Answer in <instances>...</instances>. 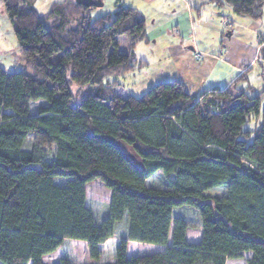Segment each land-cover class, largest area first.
<instances>
[{
  "label": "trees",
  "instance_id": "obj_1",
  "mask_svg": "<svg viewBox=\"0 0 264 264\" xmlns=\"http://www.w3.org/2000/svg\"><path fill=\"white\" fill-rule=\"evenodd\" d=\"M1 2L32 74L0 67V264H47L42 257L66 239L86 243L88 264H225L246 252L247 264H264V95L248 97L239 79L190 95L172 79L122 97L117 78L134 69V49L148 40L138 10L117 5L92 17L94 7L64 0L43 21L35 0ZM209 3L253 20L264 7ZM117 36L127 38V53ZM71 83L95 88L75 99ZM252 120L257 127L245 130ZM94 180L110 190L100 220L86 198ZM175 207L196 211L198 242L186 240L195 225ZM122 221L126 234L115 238ZM128 242L163 249L127 256Z\"/></svg>",
  "mask_w": 264,
  "mask_h": 264
},
{
  "label": "rangeland",
  "instance_id": "obj_2",
  "mask_svg": "<svg viewBox=\"0 0 264 264\" xmlns=\"http://www.w3.org/2000/svg\"><path fill=\"white\" fill-rule=\"evenodd\" d=\"M62 1L64 0H35L34 8L44 21L52 4ZM188 4L193 8H199L200 11L197 12L190 8L189 12V8L184 9ZM117 5L135 8L144 16L148 37L147 41L139 42L134 49L137 59L134 69L123 77L117 78V84L113 90L118 95L122 97L128 94L139 96L158 82L172 80L175 75L187 80L188 76L194 73L201 74V77L195 81L197 84L200 81H207L205 86L208 87L217 80L219 86L225 87L239 79L237 84L247 87L248 97L264 95V61L258 57L259 37L264 38V7L262 16L253 20L247 16L236 15L228 6L217 8L209 3V0H102V6L94 7L91 15L97 17L112 13ZM201 20L203 22H199ZM217 26L219 31L216 29ZM115 40L118 52L127 53L129 44L127 38L117 36ZM195 53L196 56L197 54L203 55V62L208 64L209 61H216L217 65L211 70H209L210 66L196 70L189 61H185L187 54L194 56ZM213 55L217 56V59L212 58ZM233 56L241 59L237 60ZM230 59L244 67V72L236 69L229 62ZM0 67L7 73L32 74L19 54L12 25L1 0ZM242 74L243 77H241ZM185 83L188 88L193 86L190 81ZM69 88L74 98L77 99L79 96L84 98L92 93L95 86L88 84L77 87L71 83ZM41 103L42 101L39 100L32 102L30 113L33 114L35 108ZM263 106L264 99L261 100V107ZM258 124L259 121L255 123L252 120L245 124L244 129L253 130ZM66 181L67 178L64 177L54 179L58 185L65 184ZM223 189H213L208 193L219 194ZM85 191L88 206L100 220L108 212L110 190L99 180H94L85 185ZM173 214L183 216L195 225L194 228H188L185 238L190 243L198 242L201 229L196 227L199 221L196 211L187 207H175ZM125 234L126 224L124 221L119 222L115 228L114 237H122ZM156 247L158 245L130 242L126 253L127 256L150 254L154 253ZM57 249L56 257L53 258L59 259L62 254L58 252L62 249V253L69 256L73 264L90 262L84 241L66 239V243L62 242V246ZM251 255V252H246L242 258L227 259L225 264H247V258ZM57 260L54 263L53 261L45 262L56 264Z\"/></svg>",
  "mask_w": 264,
  "mask_h": 264
},
{
  "label": "crops",
  "instance_id": "obj_3",
  "mask_svg": "<svg viewBox=\"0 0 264 264\" xmlns=\"http://www.w3.org/2000/svg\"><path fill=\"white\" fill-rule=\"evenodd\" d=\"M189 8V12H190V8H193L190 4H188L187 5V7H185L184 9H188ZM193 9H195L197 12H199L200 10H199V8H193ZM228 21V20H227ZM199 22H203L202 20L201 21H199ZM227 23V22H226ZM216 29L219 31V27L217 26L216 27ZM148 38V37H147ZM191 50H194V48H190ZM185 61L187 62V61H189V63H191L192 64V66H194L195 68H196V70H201V69H204V68H207V67H209L210 66V68H209V70H211L213 67H215L216 65H217V62L216 61H214V62H211V61H209L208 62V64L207 63H205V62H203L202 60H203V58L204 57H200V58H198L197 56H196V53L194 54V56H191L190 54H187L186 56H185ZM212 58H214V59H217V56H215V55H213L212 56ZM233 58H236L237 60H240L241 58H239L238 56L237 57H235V56H233ZM230 63H232L233 64V66L236 68V69H238L240 72H242L243 70H244V67H242L241 65H238L239 63L237 62V61H234L233 59H230V61H229ZM211 63H213V65H211ZM242 64V63H241ZM241 66V67H240ZM244 66V65H243ZM231 69H233V68H231ZM244 72V71H243ZM175 75V74H174ZM201 77V74H191V75H189L188 76V79L186 80V79H182L183 77H179V76H177V75H175L174 77H172L173 79H178V80H180V81H182L183 82V84L185 85V88L187 89V91L189 92V94L190 95H200V94H202V93H205L207 90H209V89H211V88H213V87H215V86H219L218 84V81L216 80L215 81V83H212L211 85H209L208 87L207 86H205L207 83V81H200V83L199 84H197L195 81L197 80V79H199ZM188 81H190L192 84H193V86L191 87V88H188L187 87V85H186V83L185 82H188ZM228 85V84H227ZM226 85V86H227ZM219 87H221V86H219ZM199 229V228H198ZM188 230V229H187ZM186 230V231H187ZM63 242H65L66 243V240L65 241H63ZM129 243L130 242H128V244H127V247H128V245H129ZM64 244V243H63ZM62 246V245H61ZM63 248V247H62ZM163 248H162V246H159L158 245V247H156V250L154 251V252H157V251H159V250H162ZM58 249H56L54 252H52V253H50V254H47V255H44L43 257H42V261H47V262H50V261H53V262H56V260L58 259V258H53V257H56L55 255H56V251H57ZM87 252V256H88V251H86ZM58 254H62L61 256H59V258L60 257H63V256H65V257H67L70 261H71V258H69V256H67V255H65L64 253H62V249H61V252H58ZM129 256H134L133 254H130ZM89 258V257H88ZM53 259H55V260H53ZM226 261H227V259L225 260V263H226ZM46 262V263H47ZM52 264V263H51Z\"/></svg>",
  "mask_w": 264,
  "mask_h": 264
},
{
  "label": "water",
  "instance_id": "obj_4",
  "mask_svg": "<svg viewBox=\"0 0 264 264\" xmlns=\"http://www.w3.org/2000/svg\"><path fill=\"white\" fill-rule=\"evenodd\" d=\"M75 3L82 5L84 7H98L102 6V0H74ZM131 158H133L131 156Z\"/></svg>",
  "mask_w": 264,
  "mask_h": 264
},
{
  "label": "built area",
  "instance_id": "obj_5",
  "mask_svg": "<svg viewBox=\"0 0 264 264\" xmlns=\"http://www.w3.org/2000/svg\"><path fill=\"white\" fill-rule=\"evenodd\" d=\"M197 56H198V58H200V57H203V55H202V54H197Z\"/></svg>",
  "mask_w": 264,
  "mask_h": 264
}]
</instances>
